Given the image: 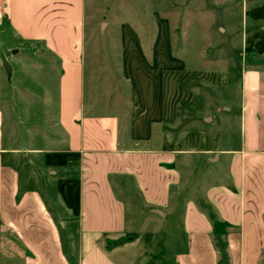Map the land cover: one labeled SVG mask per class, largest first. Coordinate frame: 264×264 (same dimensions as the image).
<instances>
[{"label": "crops", "instance_id": "1", "mask_svg": "<svg viewBox=\"0 0 264 264\" xmlns=\"http://www.w3.org/2000/svg\"><path fill=\"white\" fill-rule=\"evenodd\" d=\"M87 3L8 0L0 9L16 37L39 43L57 62L65 138L58 158L8 148L0 114V223L22 248L19 264H134L148 234L136 236L131 223L177 217L186 243L176 264H221L218 238L228 264H259L264 23L242 33L237 102L226 92L230 70L185 64L162 67L151 87L148 77L131 78L125 93L101 101L99 90H87ZM54 162L62 169H51ZM45 169L59 175L56 183L45 182ZM214 220L228 226L215 233Z\"/></svg>", "mask_w": 264, "mask_h": 264}, {"label": "rangeland", "instance_id": "2", "mask_svg": "<svg viewBox=\"0 0 264 264\" xmlns=\"http://www.w3.org/2000/svg\"><path fill=\"white\" fill-rule=\"evenodd\" d=\"M258 15L264 16V0H88L84 47L88 93L92 86L101 101H114L118 92L133 85L129 79L141 82L148 77L149 85L162 67L185 64L230 70L226 92L237 102L242 33L264 23ZM121 55L130 58L123 62ZM4 62L9 63V76ZM58 69L42 45L16 37L0 15V114L6 147L49 150L60 157L65 138L55 105ZM53 164L54 171L62 169ZM44 171L45 182H57L58 174L52 178ZM130 230L142 239L148 234V249L134 264H176L186 243L178 217L166 223L158 218L132 222ZM217 244L221 264H228L220 238ZM21 256L17 239L0 223V264H19ZM259 264H264V250Z\"/></svg>", "mask_w": 264, "mask_h": 264}, {"label": "trees", "instance_id": "3", "mask_svg": "<svg viewBox=\"0 0 264 264\" xmlns=\"http://www.w3.org/2000/svg\"><path fill=\"white\" fill-rule=\"evenodd\" d=\"M208 215L211 217V212L208 213ZM228 226L226 223L224 222H218V221H213V228H214V232L215 233H220L221 231H223L225 229V227Z\"/></svg>", "mask_w": 264, "mask_h": 264}, {"label": "water", "instance_id": "4", "mask_svg": "<svg viewBox=\"0 0 264 264\" xmlns=\"http://www.w3.org/2000/svg\"><path fill=\"white\" fill-rule=\"evenodd\" d=\"M104 25H105V23L103 22V23H101V26H100V31H101V34H102V35H103V28H104ZM3 67H4L5 71H6L7 76H9L10 73H11L9 63H8V62H4V63H3Z\"/></svg>", "mask_w": 264, "mask_h": 264}, {"label": "built area", "instance_id": "5", "mask_svg": "<svg viewBox=\"0 0 264 264\" xmlns=\"http://www.w3.org/2000/svg\"><path fill=\"white\" fill-rule=\"evenodd\" d=\"M7 4H8V0H0V9H1V12H3V10L7 6Z\"/></svg>", "mask_w": 264, "mask_h": 264}]
</instances>
